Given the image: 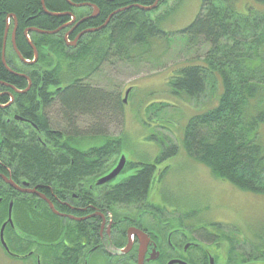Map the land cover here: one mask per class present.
Wrapping results in <instances>:
<instances>
[{
	"label": "flooded vegetation",
	"instance_id": "1",
	"mask_svg": "<svg viewBox=\"0 0 264 264\" xmlns=\"http://www.w3.org/2000/svg\"><path fill=\"white\" fill-rule=\"evenodd\" d=\"M167 3L0 0V230L5 225L8 247L0 239V251L5 258L17 264H264L248 256L240 260L221 228L160 197L163 189L153 186V196L149 190L136 203L111 196L133 174L123 176L124 167L98 183L116 166L111 158L81 176L72 170L80 128L105 125L106 114L65 117L63 91L79 87L80 79L71 60L92 43L107 42L127 19L134 28L142 22L156 27L158 11ZM82 136L87 147L95 145L89 132ZM34 150L44 158L37 169L27 162Z\"/></svg>",
	"mask_w": 264,
	"mask_h": 264
},
{
	"label": "trees",
	"instance_id": "2",
	"mask_svg": "<svg viewBox=\"0 0 264 264\" xmlns=\"http://www.w3.org/2000/svg\"><path fill=\"white\" fill-rule=\"evenodd\" d=\"M235 1L201 0L197 17L179 32L189 38L204 39L209 46L204 62L181 67L168 85L174 96L190 101H198L209 87L220 85L216 103L187 121L183 148L208 166L215 178L261 194L264 193V0H253L254 5L247 6L244 12L236 9ZM130 22L131 19L124 21L119 32L107 42H94L71 60L70 69L78 72L80 79L79 87L63 91V112L67 119L81 114H92L97 119L103 112L121 110L122 100L83 80L95 74L103 62H108L105 60L108 56L123 57L130 47L146 46L150 38L163 33L156 29L159 22L156 27H147L142 22L136 28ZM99 126L95 123L80 128L78 154L72 169L79 176L109 162L121 149L120 135L106 137ZM83 132H89L92 140L105 135V140L87 147L82 141ZM68 145L70 142L63 148ZM177 152L178 145L169 141L151 162H127L125 167L134 169L133 174L110 195H121L128 203L147 198L157 166ZM43 160L42 153L34 150L27 162L37 169ZM165 172L166 167L158 172L159 179ZM247 240L242 253L264 263V226Z\"/></svg>",
	"mask_w": 264,
	"mask_h": 264
},
{
	"label": "rangeland",
	"instance_id": "3",
	"mask_svg": "<svg viewBox=\"0 0 264 264\" xmlns=\"http://www.w3.org/2000/svg\"><path fill=\"white\" fill-rule=\"evenodd\" d=\"M168 3L158 11L157 29L162 35L150 38L146 46L130 47L123 57L110 59L87 81V85L102 88L111 97L125 99L121 110L107 112L103 118L105 125L100 122L99 126L105 130L106 137L120 135L121 138V149L110 162L114 164L121 155L129 162H151L169 141L176 143L178 152L157 166L151 196L153 186L163 189L159 191L163 193L160 197L171 200L173 205L177 202L187 213L220 223L217 228H221L223 237L237 247L239 258H253L242 250L251 234L264 226V193L244 191L215 178L208 166L186 152L182 143L189 118L212 107L221 87H209L198 101H190L174 96L168 85L181 67L204 62L209 47L204 39L189 38L179 32L197 17L201 0H168ZM235 4L239 12H244L254 1L236 0ZM104 140V136H99L91 142L96 145ZM165 167L166 172L159 179L157 174ZM133 171L128 168L122 175ZM18 231L21 234L24 230L18 228ZM5 257L0 251V264H17Z\"/></svg>",
	"mask_w": 264,
	"mask_h": 264
},
{
	"label": "water",
	"instance_id": "4",
	"mask_svg": "<svg viewBox=\"0 0 264 264\" xmlns=\"http://www.w3.org/2000/svg\"><path fill=\"white\" fill-rule=\"evenodd\" d=\"M128 91H129V89L125 92V96L128 94ZM123 102L125 103V99L123 100ZM125 163H126V159H125L124 155H121L118 162H117V165L107 175L100 178L98 183L106 182V181L112 179L113 177H115L123 169V167L125 166ZM4 227H5V225H3L1 230H0V239L2 241V244L6 247L4 240H3Z\"/></svg>",
	"mask_w": 264,
	"mask_h": 264
}]
</instances>
